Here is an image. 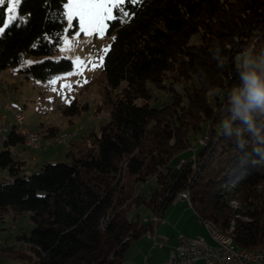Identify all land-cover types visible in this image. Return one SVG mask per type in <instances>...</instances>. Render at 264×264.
<instances>
[{"label": "trees", "instance_id": "obj_1", "mask_svg": "<svg viewBox=\"0 0 264 264\" xmlns=\"http://www.w3.org/2000/svg\"><path fill=\"white\" fill-rule=\"evenodd\" d=\"M66 2L21 0L10 19L5 0L0 70L47 79L72 69L71 58L54 57L77 26V20L69 26ZM124 9L128 15L115 10L108 25L109 117L98 130L74 137L70 161L29 172L28 161L14 152L24 136L15 123L7 134L0 210L28 211L34 227L15 236L23 252L0 242V264L4 258L123 264L132 241L155 223L140 214L133 220L130 211L145 206L162 217L182 191L201 220L231 228L237 245L264 246V139L244 131L240 119L231 135L221 123L232 115L233 90L244 87L247 61L264 55V0H126ZM161 91L167 100L159 101ZM82 107L73 100L62 109L80 114ZM257 125L264 137L258 114ZM151 179L156 186L145 197L142 187Z\"/></svg>", "mask_w": 264, "mask_h": 264}, {"label": "rangeland", "instance_id": "obj_2", "mask_svg": "<svg viewBox=\"0 0 264 264\" xmlns=\"http://www.w3.org/2000/svg\"><path fill=\"white\" fill-rule=\"evenodd\" d=\"M67 11L66 7V13ZM15 14L12 15V18L15 17ZM113 15L115 16V10H113ZM74 20H77L75 30L72 33L64 35L60 49L54 55L56 58L62 56L71 58L73 61L72 69L63 71L47 79L33 76L29 78H15L12 76L10 68L0 70V79H6L8 87V90L4 88L0 89V99L3 94L6 95L9 92L11 94L9 102L18 105L19 108L21 107L20 109L26 115L25 124L32 129L40 130L42 127L47 129L49 125H54L61 128L63 130L61 132L77 131L76 134L79 133L75 137L77 138L81 135H88L93 128L98 130L100 125L109 117V109L105 105L107 88L105 86L106 74L103 68L104 56L106 54L104 49L108 51L113 35L108 33L110 20L105 22L106 28L102 33L94 32L92 35L80 31L78 18H74L69 26H74ZM41 58L43 57H38L37 59ZM78 60L83 63H77ZM158 94L159 101L168 99V95L165 92L161 91ZM55 100H57V104L59 105H65L75 100L76 103L83 106L81 108L82 112L80 114H65L63 113V109L56 105ZM12 119L7 121L8 129L5 131L6 134H8L14 123ZM196 137L201 143L206 141L205 137L201 138L200 135ZM91 141L96 143V137H91ZM71 145L73 144L69 143L67 145L65 143L46 148L48 149L47 151H58V156L56 155L51 162H69L70 159L67 156V152L73 148ZM3 149L4 144L2 143L0 144V152ZM29 149L32 148L24 149L23 144H18L14 148V152H29ZM38 151L40 152L37 149L33 150L34 153ZM46 162H48L47 159H38L37 166L34 168L29 167V172L40 171L42 165ZM0 176L2 179H5L2 171H0ZM155 186V180L151 179L147 184L143 185L142 194L147 197L149 191ZM233 204L237 206L239 202L234 201ZM173 206L172 204L168 208ZM178 206L181 208V211L184 207L187 208L180 223L182 228L179 230L187 235H197V232H202L199 233L200 236L210 239L207 228L204 225H198L196 222L197 216L194 209L189 207L187 202H181ZM138 214L143 219L145 216H150L152 212L145 206H141L133 208L129 213V217L134 220ZM33 227L34 222L30 212H16L11 207L0 210V242H5L8 245L15 243L19 251L23 252L25 251V245L22 242H17L15 236L19 232L30 234ZM3 260L4 264H29L22 259L4 258ZM199 264L202 263L200 262Z\"/></svg>", "mask_w": 264, "mask_h": 264}, {"label": "built area", "instance_id": "obj_3", "mask_svg": "<svg viewBox=\"0 0 264 264\" xmlns=\"http://www.w3.org/2000/svg\"><path fill=\"white\" fill-rule=\"evenodd\" d=\"M30 75L31 73L22 71L21 75L16 77L27 78L31 77ZM1 88L8 90L2 79H0ZM10 96L11 94L8 92L5 99L0 100V105L10 106L16 115L17 106L9 102ZM55 103L58 106H64L57 104V100H55ZM7 124L5 117L0 116V144L6 141L2 140V131ZM17 129L24 136L26 144L30 148L44 147L46 149V144L39 143V135L45 131L44 127L40 128V132L28 131V129L24 128V125H19ZM77 135L65 137L63 141L70 142ZM176 199L185 200V191L180 192ZM162 220L163 218L159 215L150 219V221L154 222ZM207 230L212 242L207 241L205 237L200 235L188 236L184 233H179L176 237V244L170 249L168 257L163 264H199L200 262L202 264H264V251L247 252L245 247L228 245L222 230H214L213 228H207Z\"/></svg>", "mask_w": 264, "mask_h": 264}, {"label": "crops", "instance_id": "obj_4", "mask_svg": "<svg viewBox=\"0 0 264 264\" xmlns=\"http://www.w3.org/2000/svg\"><path fill=\"white\" fill-rule=\"evenodd\" d=\"M12 76L17 78L15 73L13 72H12ZM5 96L6 95L3 94L0 100H4ZM1 114H6L8 121L12 118L11 112L5 109L3 105L2 106L0 105V115ZM47 129L50 135H57L59 134V132L61 133V131H63L61 130V128L56 127L54 125H49ZM72 140H70L69 143H72ZM69 143H66V144L68 145ZM61 144H65V143H61ZM23 146H24V149L29 148L26 143H24ZM71 146L73 147L74 145H71ZM33 150L35 149L33 148L29 149V152H26V151L17 152V154L22 159H25L28 161V167H33V168L36 167L37 161L40 158L47 159L48 162H51L53 161L54 157H56V155L58 156V151H52V150L47 151L48 149H43V150H40V152L39 151L35 152L36 153L35 154ZM43 152L44 154H42ZM3 175L5 178H8L7 173L3 172ZM181 202L182 203L187 202L189 207L193 209L191 204H189V202L186 199L185 200L176 199L172 203L174 206L166 209L164 215L162 216L163 220L154 223V227L152 231H149V233L146 232L132 241L130 249L127 252V255H126V258L123 264H136V263L163 264L164 263V261L168 257L170 249L176 244L177 235L179 233H183L179 229L182 228L180 226V223L182 220V216L184 212L187 210V208L184 207V209L181 211V208L178 206ZM153 216L154 214L152 213L150 216H145L143 219L150 221V219ZM196 216H197L196 222L198 223V225L200 226L204 225L206 228L204 221L199 218L197 213H196ZM199 233H202V232H197V235H188V236H198ZM207 241L212 242V239L211 238L207 239Z\"/></svg>", "mask_w": 264, "mask_h": 264}, {"label": "clouds", "instance_id": "obj_5", "mask_svg": "<svg viewBox=\"0 0 264 264\" xmlns=\"http://www.w3.org/2000/svg\"><path fill=\"white\" fill-rule=\"evenodd\" d=\"M253 63L257 64L256 68L252 67ZM246 66L249 70L244 74V87L233 90L234 95L231 97L232 106L230 108L232 115L221 123L223 132L231 135L233 121L240 119L247 126L244 131L259 141L264 139L257 125V114L264 117V55H261L258 62L248 60ZM238 135L242 136V133L238 132ZM237 142L241 145L246 143L243 139Z\"/></svg>", "mask_w": 264, "mask_h": 264}, {"label": "snow or ice", "instance_id": "obj_6", "mask_svg": "<svg viewBox=\"0 0 264 264\" xmlns=\"http://www.w3.org/2000/svg\"><path fill=\"white\" fill-rule=\"evenodd\" d=\"M137 2L138 0H127V3L131 5H136ZM20 3L21 0H7L6 12L10 14V19L16 13ZM4 4L5 0H0V6ZM124 5L125 0H67L66 16L70 25L74 18H78L80 31L92 35L94 32L102 33L106 28L105 22L116 18L113 10H116L121 17L127 16ZM2 34L3 29L0 28V35ZM104 51L107 52V49ZM77 63L83 62L78 60Z\"/></svg>", "mask_w": 264, "mask_h": 264}, {"label": "bare ground", "instance_id": "obj_7", "mask_svg": "<svg viewBox=\"0 0 264 264\" xmlns=\"http://www.w3.org/2000/svg\"><path fill=\"white\" fill-rule=\"evenodd\" d=\"M20 75H21V72L16 74V76H20ZM2 81L5 85H7L6 79L2 78ZM3 107L5 109L9 110L10 112H12V118H13L15 125L17 127L19 125H24V128L28 129V131L40 132V130H34L25 124L26 115L19 107H17L16 115L14 114L13 108H11L10 106L3 105ZM60 107L64 108V106H60ZM0 116H4L6 121H8L6 114H1ZM7 129H8V124L5 126L4 130L2 131V140H6L8 138V135L5 132ZM76 133H77V131H74V132L64 131V132H61L57 135H50L48 133V129H45V131L39 135V143H44V144H46V148H49L53 145H57V144H61V143H67L66 141H63L64 138L68 137V136H73ZM54 141H56V142L52 143ZM42 149H44V147H37V150H42ZM185 199L189 202V204H191L189 194L187 191H185ZM156 216H158V215L155 214L151 219H153ZM204 223H205L207 228H213L214 230H219L214 224H212L209 221H204ZM231 230H232L231 228L227 229L225 231L222 230V232H224V234H225V241H226V243H228V245L239 246L232 239ZM245 249H247V252H262V251H264V246L260 247V248L259 247L258 248L257 247L256 248H246L245 247Z\"/></svg>", "mask_w": 264, "mask_h": 264}]
</instances>
